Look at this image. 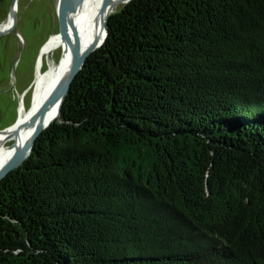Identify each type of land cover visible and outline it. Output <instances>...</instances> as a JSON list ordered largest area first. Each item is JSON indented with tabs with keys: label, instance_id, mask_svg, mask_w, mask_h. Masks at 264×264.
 <instances>
[{
	"label": "trees",
	"instance_id": "obj_1",
	"mask_svg": "<svg viewBox=\"0 0 264 264\" xmlns=\"http://www.w3.org/2000/svg\"><path fill=\"white\" fill-rule=\"evenodd\" d=\"M0 264H264V0L111 12L0 181Z\"/></svg>",
	"mask_w": 264,
	"mask_h": 264
},
{
	"label": "rangeland",
	"instance_id": "obj_2",
	"mask_svg": "<svg viewBox=\"0 0 264 264\" xmlns=\"http://www.w3.org/2000/svg\"><path fill=\"white\" fill-rule=\"evenodd\" d=\"M13 3L0 1V25L9 18ZM125 3L116 4L112 12ZM15 15V23L0 34V131L14 125L30 108L39 73L59 64L63 55V46L51 51L43 48L60 35L58 0H16ZM14 142L12 138L4 145Z\"/></svg>",
	"mask_w": 264,
	"mask_h": 264
},
{
	"label": "bare ground",
	"instance_id": "obj_3",
	"mask_svg": "<svg viewBox=\"0 0 264 264\" xmlns=\"http://www.w3.org/2000/svg\"><path fill=\"white\" fill-rule=\"evenodd\" d=\"M61 1L58 0L59 8L61 7ZM115 1L117 0H108L105 7H103L104 0H77L70 6L69 15L65 22V29L78 43L81 52H84L95 41L101 42L103 40L102 17L107 13L108 6ZM13 21L14 17L11 15L4 24L0 25V28H10ZM62 46V61L59 64L50 66L45 72L39 73L32 93L33 98L30 108L26 110L18 122L7 130L0 131V169L12 156L16 146L31 136L38 122L41 120L42 107L47 97L59 81L66 67L72 61V45L66 42L61 35H57L49 40L44 50L51 51ZM60 99L61 95L59 94L51 103L50 116L52 119L56 118ZM12 138H14L16 143L13 146L6 147L4 142Z\"/></svg>",
	"mask_w": 264,
	"mask_h": 264
},
{
	"label": "water",
	"instance_id": "obj_4",
	"mask_svg": "<svg viewBox=\"0 0 264 264\" xmlns=\"http://www.w3.org/2000/svg\"><path fill=\"white\" fill-rule=\"evenodd\" d=\"M77 0H67L60 8L58 4V19H59V34L62 36V38L70 43L73 48V59L69 63V65L66 67L65 71L62 73L59 81L56 83V85L53 87L52 91L50 92L49 96L47 97L43 107H42V115L41 120L38 122L37 126L35 127L34 131L32 132L31 136L24 140L21 144L17 145L14 153L9 158V160L3 165V167L0 169V181L12 170L19 167L21 164H23L26 159H28L31 154L34 151L35 143L37 138L43 133L45 129H47L54 121L60 120V116L62 113V107L64 104L65 99L67 98L72 83L74 79L76 78L79 71L83 68L87 58L99 47L103 45L105 42L108 34H109V16L111 12L114 9V6L119 2H129L130 0H117L115 2H112L108 6L107 13L103 15L102 17V23L103 28L102 32H104V38L101 42L98 40L92 43L84 52H81L79 49L78 43L70 36V34L65 29V22L69 15V8L70 6ZM108 0H104L103 7H105ZM15 2L14 0L11 13L14 17V23L16 21V15H15ZM9 19V18H8ZM7 19V20H8ZM5 20L4 23L7 21ZM2 23V24H4ZM11 28V27H10ZM8 29H2L0 28V34L8 31ZM44 48V47H43ZM61 95V99L58 105V111L56 118L52 119L50 116V108L51 103L53 99L57 95ZM19 121V120H18ZM17 121V122H18ZM15 144V142H14Z\"/></svg>",
	"mask_w": 264,
	"mask_h": 264
}]
</instances>
